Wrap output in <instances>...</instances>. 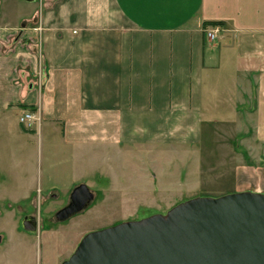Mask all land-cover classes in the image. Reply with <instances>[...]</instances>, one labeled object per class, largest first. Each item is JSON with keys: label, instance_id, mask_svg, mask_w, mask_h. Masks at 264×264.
I'll return each instance as SVG.
<instances>
[{"label": "crops", "instance_id": "0c3cea01", "mask_svg": "<svg viewBox=\"0 0 264 264\" xmlns=\"http://www.w3.org/2000/svg\"><path fill=\"white\" fill-rule=\"evenodd\" d=\"M33 2L18 21L0 20V129L14 140L20 124L27 137L12 154L21 172L11 199L47 181L58 192V156L69 159L73 188L78 161H107L116 180L109 161L125 145H196L204 117L223 109L237 123L246 118L237 140L264 149V0ZM216 25L222 31L208 39ZM28 112L35 120L27 125L20 118ZM22 258L0 255L2 264Z\"/></svg>", "mask_w": 264, "mask_h": 264}, {"label": "rangeland", "instance_id": "374dc122", "mask_svg": "<svg viewBox=\"0 0 264 264\" xmlns=\"http://www.w3.org/2000/svg\"><path fill=\"white\" fill-rule=\"evenodd\" d=\"M33 1L0 0V20L18 21V14L34 10ZM239 120L237 123V116L228 109L205 116L202 140L196 145L127 144L120 158L109 161L116 168V180L109 178L112 171L107 161H78L76 184H88L94 198L86 209L61 222L55 221V213L67 205L73 188L69 159L58 156L62 162L53 170L56 176L52 174L57 185L49 181L59 188L58 192L49 191L48 181L46 184L43 180V191H30L19 201L11 199L9 194L17 190L21 172L12 154L22 151L17 145L27 137L19 132L24 131L20 124L9 133L14 140L7 139L0 129V255L20 253L24 264H61L91 231L155 213L166 214L195 197H218L264 187V149L259 140L251 141L253 149L247 141L237 140L246 134V118L239 116ZM63 151L68 153L69 149ZM236 151L240 153L238 160ZM247 153H251L248 158ZM48 164L44 161L41 169L45 171ZM249 164L251 172L247 174ZM49 176L45 175L47 180ZM53 192L57 196H50ZM25 213L36 216L35 233L22 226Z\"/></svg>", "mask_w": 264, "mask_h": 264}, {"label": "water", "instance_id": "95a60500", "mask_svg": "<svg viewBox=\"0 0 264 264\" xmlns=\"http://www.w3.org/2000/svg\"><path fill=\"white\" fill-rule=\"evenodd\" d=\"M93 198L79 184L57 220L86 209ZM24 227L37 228L27 217ZM61 264H264V193L195 197L166 214L91 231Z\"/></svg>", "mask_w": 264, "mask_h": 264}, {"label": "built area", "instance_id": "2783aa9c", "mask_svg": "<svg viewBox=\"0 0 264 264\" xmlns=\"http://www.w3.org/2000/svg\"><path fill=\"white\" fill-rule=\"evenodd\" d=\"M221 31H222V27L218 25L212 26L210 28H206V31H205L206 37L208 39L213 40L220 34ZM34 120H35V116L32 112H28L24 114L23 116H21L20 118V121L22 123H27V125L30 124Z\"/></svg>", "mask_w": 264, "mask_h": 264}, {"label": "flooded vegetation", "instance_id": "af4514ba", "mask_svg": "<svg viewBox=\"0 0 264 264\" xmlns=\"http://www.w3.org/2000/svg\"><path fill=\"white\" fill-rule=\"evenodd\" d=\"M89 187V186H88ZM90 188V187H89ZM92 191V190H91ZM72 193V192H71ZM50 196H52V197H55V196H57V194L56 193H52V194H50ZM71 202V195H70V199H69V201H68V203H67V205L69 204ZM66 204L65 205H63L62 206V208L63 207H65V206H67ZM61 208V209H62ZM60 210V209H59ZM58 210V211H59ZM57 213V212H56ZM56 213H55V218H56ZM28 218V219H30V220H35V223H36V230H34V231H30V230H27L25 227H24V220H25V218ZM69 219V218H68ZM67 220V219H66ZM55 221H57V222H61V221H59V220H57V218H56V220ZM65 221V220H64ZM21 224H22V226L24 227V229L26 230V231H29V232H32V233H35L37 230H38V221H37V218H36V216L35 215H33V214H30V213H25L24 215H23V219H22V221H21ZM0 242H1V237H0Z\"/></svg>", "mask_w": 264, "mask_h": 264}]
</instances>
